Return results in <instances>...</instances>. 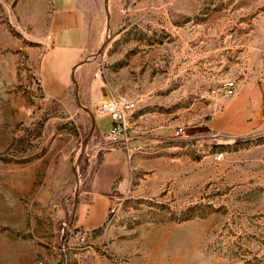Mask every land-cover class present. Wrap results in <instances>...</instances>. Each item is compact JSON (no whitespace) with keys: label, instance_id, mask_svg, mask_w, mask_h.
I'll return each instance as SVG.
<instances>
[{"label":"rangeland","instance_id":"1","mask_svg":"<svg viewBox=\"0 0 264 264\" xmlns=\"http://www.w3.org/2000/svg\"><path fill=\"white\" fill-rule=\"evenodd\" d=\"M110 1L52 95L53 0H0V264H264V0ZM118 98L136 109L111 145L96 108ZM114 152L124 176L87 216Z\"/></svg>","mask_w":264,"mask_h":264},{"label":"crops","instance_id":"2","mask_svg":"<svg viewBox=\"0 0 264 264\" xmlns=\"http://www.w3.org/2000/svg\"><path fill=\"white\" fill-rule=\"evenodd\" d=\"M110 0H53L51 22V47L42 62L44 83L50 94H63L74 82L76 67L95 38L100 37L107 22L114 20L116 4ZM76 86V85H75ZM99 119V118H98ZM95 123V130L101 132ZM124 176L123 158L117 152L108 153L100 160L89 180L88 193L90 203L80 205V210H87L90 216L96 210L97 202L107 200L118 178ZM119 185L121 181L118 180ZM114 189V188H113ZM104 208L100 218L105 215Z\"/></svg>","mask_w":264,"mask_h":264},{"label":"built area","instance_id":"3","mask_svg":"<svg viewBox=\"0 0 264 264\" xmlns=\"http://www.w3.org/2000/svg\"><path fill=\"white\" fill-rule=\"evenodd\" d=\"M50 38V37H49ZM234 84L228 83L225 85V94L233 95ZM136 102L134 100L114 99L103 103L96 108V116L109 117L111 126L104 135V138L111 145H123L127 143L125 137L130 128V120L135 112Z\"/></svg>","mask_w":264,"mask_h":264}]
</instances>
